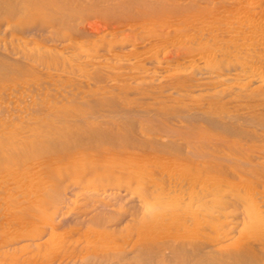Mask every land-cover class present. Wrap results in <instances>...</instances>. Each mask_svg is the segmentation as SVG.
<instances>
[{
    "label": "bare ground",
    "instance_id": "1",
    "mask_svg": "<svg viewBox=\"0 0 264 264\" xmlns=\"http://www.w3.org/2000/svg\"><path fill=\"white\" fill-rule=\"evenodd\" d=\"M25 1L26 0H0V12L9 9L8 11L6 10L7 12L5 11L8 15L6 16L12 19L16 18V21L14 23L15 25L17 21L19 23H22L20 21H23L24 19L26 21V19H28L30 15L32 16L33 14H35L36 16V13L31 14L30 11V15L28 14V18H25V16H21L24 14L20 15L22 9L28 8V5L30 4L26 3V5ZM128 3H131V1ZM12 4L13 6L11 8L10 6L7 8L8 5ZM116 4H114V6ZM125 5L126 4L124 3V5L122 6ZM113 7H110V9L112 8L113 10ZM34 9L35 8L33 7V10ZM115 9L117 8L115 7ZM118 10L120 11V9ZM130 10V12L134 13L132 9ZM146 12L143 13L146 14ZM107 14L105 15L107 16ZM118 14L116 13L115 17H117ZM17 15L20 16L17 18ZM121 15L119 16L121 17ZM31 16L28 19L29 21L31 19ZM66 16L67 15L63 17ZM127 16L129 18V15H125V17ZM135 16L136 12L134 16L132 15L130 17L131 20L128 21V23H121L124 27L120 30V32L126 31L127 36L129 37L127 38V40L131 42L129 44V48L132 51H138L146 46L144 43V45L141 43L138 44L137 41L141 40L142 42V39H150L151 35L153 37V34L150 33V29L148 31L146 28H143L141 24L136 21L137 18L135 19ZM48 17H46V20L48 19ZM111 17L109 16V19H115L114 16L113 18ZM53 18L55 19V17ZM43 19L45 20V17ZM59 19H57V24H54L58 26V30L56 31H53L54 29L51 30L53 26L49 23L52 27H47L50 28V30L48 29L47 31L48 35H59L60 31L66 28L68 29L69 27L71 28V24L74 23H71V19L73 18L70 17L69 19L68 17H66V19ZM244 19L245 23L241 22L242 24H240V26H242L240 27L242 30L238 32L239 35L237 36V38H235L234 36L235 39H233L231 36L232 40L229 37L228 40L226 39L227 41H225V36L224 38L219 36L218 39L214 40V42L212 41L213 45L210 47V50L205 52L203 51L201 53H198L197 55L194 54L195 56L189 58L184 57L187 56L188 52L186 54L184 53L183 56L184 51L179 49L182 51L179 52L182 54V56H180L183 57V60L186 59L185 63L187 64V66L189 63H191L192 66H196H194V68H197V72H193H196L195 77H198L197 80L199 81V84H197V86H202L203 89H205L204 92L202 91L201 96L203 98H210L208 99L210 102L209 104L216 107V109L222 112H228V109H224L222 107L223 105L219 104L220 102L218 99H226L230 97H234L237 99L244 98L245 101L241 103V106H246L250 112L249 120H251V126L247 128L236 127L237 129L227 130L226 134L221 133V135H218L217 133H212V136L210 137L204 136V138L202 139L203 141L201 140L203 142V146L196 153L200 157V162L198 164L199 167L196 170L192 168L190 169V167H188L191 159L185 158L182 162L179 163L180 165L178 166V168L173 170L174 174L167 177V172L165 171H167V164L169 163L164 162L167 160H164V158L162 159L161 157L156 156L154 153L150 152V148H148L149 150L147 149L148 151H146L145 149L143 150L142 148L143 144H145V141L141 140V137L137 138L136 134L134 136H130L126 135L125 133H119L113 136V134L111 133L112 136H107L105 130H99L100 128H98L97 130L88 129V131H85V129L83 131L81 129V131H79L76 128L73 129L72 127V129H67L66 131L63 130L64 132L62 134L56 136V133L53 130L44 128L42 127V125L31 126L27 124L26 126L25 122L23 124L33 133L31 136L25 138V134L20 132L21 129L19 127L18 128L20 130L16 129L19 130V133H17V131L16 133L13 132L14 134H12L14 125L11 121L13 120H5V124L1 126L2 128H0V209L5 213L4 214L2 212L4 215L14 216L13 221H11V224L14 227H18L19 225H21L19 224L20 221L22 223H25L24 225H26L28 222L47 219L44 220V225H41V227L38 228H34L35 233L30 237V240H32L33 242L35 241L34 243L31 241L32 243H30L34 244L35 247H37V252L41 255V259L43 261L42 264H61L63 258H65L67 254L70 255L67 258L69 262L73 258L77 259L85 252L84 251L82 253L83 249L79 248H74L73 250H69L67 247L65 248L66 238H64L63 236V238H60V240L57 241L56 237L58 235L55 236L56 232L54 228H48V219L49 221L50 219L52 221V219L54 218L53 216L59 211L61 204L63 203V201H65V198H67V191L65 195L63 194L65 190L64 187L72 188L71 192L74 196L73 199L75 202L79 203V206L83 211V218L81 220L84 221L86 219L87 222L89 221V223H87L88 225L83 238L85 239L86 244L88 243L93 245L94 254L91 255V257L94 258V260H98V262H93L94 260H91V262H93L91 264H116L117 261L118 263H120V261L122 260L126 261L127 257L130 258L128 254L131 252L137 253L140 256L145 255L147 264H159L158 262L162 261V259L165 258V255H162V251L165 249H168L173 255L187 258L186 261L188 262V264H212L211 262L217 259L216 257H218L219 259L217 252L218 248L216 247L219 244H222L225 240L231 238L229 232H224L223 234L221 233L222 235H218L217 237H215L214 235V230L218 227V223L221 221L220 219L222 218V216H224L223 213L220 212V210H225L227 206L229 207L230 205L234 209V222L232 228L233 231H236L237 233V238L233 242L236 244V246H238L237 254L245 255V257L247 255L249 257L248 259L250 260V264H264V0H247V12L246 18L244 17ZM11 20H9V22H11ZM5 25L8 24L5 23ZM145 26L147 25L145 24ZM15 27H17V25ZM153 30L154 29H152V31ZM154 33L156 34L155 31ZM155 34L154 36H156ZM130 38H132V40ZM191 39H189L188 42L186 41V44H183L181 42V44L185 45V47L182 45V47L179 48L184 47L185 52L186 50L189 52L193 51L196 47V43L198 42L195 39ZM5 49L8 50V48H4V51H6ZM23 50L25 51V49ZM26 50H29V48H27ZM34 50L30 51L28 55L30 54L29 56L34 58L35 61L40 60L42 59L41 57L45 56L41 53H38L37 50ZM46 52L48 51L46 50L45 53ZM8 53H10V51H8ZM23 53L25 54L26 52ZM28 55L26 53V56ZM4 56L7 55L5 54ZM4 60L7 61V59ZM142 61L138 62V68L141 67L140 64ZM14 62L16 61L14 60ZM18 62L16 63L19 64ZM43 62L44 61H42V63ZM21 63L22 65H13L9 64V62L1 63L0 60V74L5 72L6 74L11 73L13 75L20 74L22 71L26 70L23 62ZM131 65L134 64L130 63L129 68ZM49 66H51V63L49 64ZM51 67H54V65H52ZM57 68L59 67L57 66ZM77 68L75 67L73 70L75 74V70ZM135 68H137V65L135 66ZM78 69H80V67ZM101 69L100 71L102 72ZM142 69L144 70L143 66ZM67 70L68 69H66V71ZM68 71L70 72V70ZM78 72L80 71L78 70ZM190 75L191 77L194 76V74ZM5 80H7V78ZM180 80L179 82L184 79H182L181 81ZM176 81H178V79ZM23 84L24 86H26L25 83ZM33 84L31 85V87L33 86L38 88L37 79L33 80ZM84 84L87 83L85 82ZM10 85H12V83L9 84V86ZM177 85H179V83ZM181 85L182 84H180V86ZM9 86L7 89H10ZM3 87L4 86H0V90H4ZM182 90L179 91L182 92ZM17 92H19L18 89ZM189 92H191V90ZM33 99L34 97L32 98V100ZM36 99L42 100L43 98L38 97ZM203 102L204 104H206L205 100ZM229 105H231L230 102L228 106ZM205 106L204 108H207V105ZM214 107H212V109ZM229 112H232L233 114V112L236 111L229 110ZM235 114L237 115V113ZM233 115L230 116L235 118L236 116ZM240 116L241 115H237V118H242ZM245 119L248 120L247 117ZM15 123V125L17 126V124H19L20 122ZM219 123L222 128L226 126L225 121H219ZM22 129L25 130L24 127ZM257 129L260 131L257 132ZM127 134L131 133L127 132ZM207 140H210L211 143H209ZM166 143L168 144V142ZM62 144H66V147L59 148V145ZM171 144L167 146L170 147ZM141 145L142 148H140ZM57 146H59V149L57 148ZM173 146L175 145H172V147ZM178 147L180 148V146ZM175 148V150H179V148L177 149L176 146ZM170 164H172V162H170ZM171 168L173 167H170L169 170ZM28 169H32V171L29 172ZM186 186L191 189V191L187 192L186 194L187 199H185L184 197L186 193L184 187ZM149 193H154V196H149ZM112 197H125L132 201L131 206L126 207L124 214L119 218L105 217V212L107 213L108 211H111L109 209L110 207L108 208V211L104 208L106 210L104 214L101 212L102 210H99L100 205H102L101 203L104 201V199ZM114 200L116 201V199ZM188 205H190L189 211L193 210V208L191 209L193 205H196V211H193V213H191L189 216L184 215L179 217L176 215L173 218L171 217L172 219L169 227H167V217L164 221L161 219L162 221L158 225H153L152 222L149 221V218H151V215L154 216L153 212H155L157 209H166L167 206L169 208L181 209L183 207H188ZM89 207H91V209L96 208L99 211L96 213L89 212ZM217 211L219 213L215 214V212ZM201 214H205L208 217V221L206 223L200 220L203 219L201 218ZM1 221H3V219ZM123 221H126V226L120 228V224ZM50 226H52V224ZM109 226H111L112 228H108ZM219 226H221L222 228L224 227L223 224ZM123 231L124 234H119L120 237L115 236L119 232ZM113 235L115 236V238H112ZM154 237L158 238L159 242L158 240H156L158 243L154 242ZM123 242H126L127 245L132 246V250H129L127 248L130 252L123 248ZM55 243L58 244L57 246H59L60 249H62V254L60 257H58L57 254V256H55L54 253L52 254V252L50 253V251L49 253H47V247ZM42 246H47L45 248L47 249L46 252L44 248V252H41L40 248H42ZM37 249H35V251ZM85 249L91 252V250H89L91 248L87 249L85 246ZM12 253L13 252H11V254ZM90 254H92V252ZM3 255L2 258L4 257ZM229 255H231V253ZM134 258L136 257L134 256ZM19 261H15L17 262L16 264H20L21 261L20 263Z\"/></svg>",
    "mask_w": 264,
    "mask_h": 264
},
{
    "label": "rangeland",
    "instance_id": "2",
    "mask_svg": "<svg viewBox=\"0 0 264 264\" xmlns=\"http://www.w3.org/2000/svg\"><path fill=\"white\" fill-rule=\"evenodd\" d=\"M130 1L131 3H128ZM137 1L139 0H136V2L135 0H133V2L132 0H26L25 4H30L28 5V8H23L25 10L22 9L20 15L24 14L21 16H25V18H28L31 12V14L36 13V16L35 14H33L32 16L30 15V21L28 20L30 16L28 19H26V21L25 19L23 21H20L22 23H19L17 21V27H15L16 25L14 24L16 18L12 19L7 17L8 15L6 12L9 9H6L7 11L4 10L0 12V58L2 57L0 59L1 63L9 62V64L14 65L19 61V64L16 63L15 65H22L21 62H23L24 66L26 67V70L22 71L18 75H13L11 73L6 74V72L0 74V86H4V90H0V124H2L0 125V128H2L1 126L5 124V120H13L11 121L14 125H12L14 127L12 129V134H14L13 132L16 133L17 131V133H19V130L21 129L20 132L25 134V138L33 134L32 131L27 129V124L31 126L42 125V127L44 128L53 130L56 133V136L62 134L67 129H72V127L73 129L76 128L79 131H81V129L83 131L84 129L85 131H88V129L97 130L98 128H100L99 130H105L107 136H112V134L114 136L119 133H125L126 135L130 136H134L136 134L137 138L141 137L140 139L145 141V144H143V148L142 145L140 146V148H142L143 150L145 149L146 151H148V148H150V152L154 153L156 156L161 157L162 159L164 158V160H167H163L165 163L170 164V162H172L170 166L169 164H167L168 168L167 171H165L167 172V177H169V175L171 176L172 174H174L173 170L178 168V166L180 165L179 163L182 162L185 158L191 159L188 164V167H190V169L192 168L196 170L199 167L198 164L200 162V157L196 153L203 146L202 139L204 138V136L210 137L212 136V133H217L218 135H221V133L226 134L227 130L230 129L233 130L251 126V120H249L250 112L246 106H241V103L245 101L244 98L237 99L234 97H230L226 99H218L220 102L218 103L222 104V107L224 109H228V112H222L216 109V107L209 104L210 102L208 99L210 98H203L201 96L202 91L204 92L205 89H203L202 86H197V84H199V81L197 80L198 77H195L197 68H194L195 65L192 66L191 63H189L187 66V64L185 63L186 59L183 60V57H181L182 54L179 53L184 51V56V53L186 54L188 52L187 56L184 57L189 58L203 51L205 52L210 50V47L213 45L214 40L218 39L219 36L223 38L225 36V41H227L229 37L231 39V36L233 39L237 38V36L239 35L238 32L242 30L240 28L242 27L240 26V24L245 23L244 17L246 18L247 0ZM142 1L146 3H143ZM124 3L126 4V7L122 6L124 5ZM13 4L8 5L7 8L9 6L11 8ZM114 4L116 5L114 6ZM33 7L35 8L34 10ZM110 7H113V10L112 8L110 9ZM115 7L117 9H115ZM118 9H120V11ZM130 9H132L134 13L130 12ZM111 12L115 14L113 15ZM135 12V19L137 18L136 21L139 22L141 26L143 28H146L148 31L150 29V33L153 34V37L151 35V37L149 36L150 39L145 38L147 41L145 39H142V42L139 39V41L136 40L138 44L144 43L146 46L138 51L133 50V53V51L129 48V44L131 42L127 40V38L129 37L127 36L126 31L120 32V30L124 27L122 24L126 22L128 23V21L131 20L130 17L132 15L134 16ZM143 12H146V14ZM116 13H119L117 15L118 18L115 17ZM105 14H107L108 17ZM20 15H17L16 17L18 18ZM65 15H67L66 17H68V19L69 17L73 18L71 19V23H74L71 24V28L69 27L70 29L66 28L60 31L59 35H52L55 38L54 39L52 36L48 35L47 31L48 29L50 30V28L47 27L53 26L51 30H58V26L54 24H57V19L59 18L66 19V17H63ZM119 15H121V17ZM125 15H129V18L128 16L125 17ZM48 16L52 18L55 17V19L49 18ZM109 16H112L111 18H113L114 16L115 19H109ZM38 17L41 18L39 19ZM44 17L45 20L43 19ZM46 17H48L47 20ZM11 19L13 20V22ZM9 20H11V22H9ZM5 23L8 25H5ZM145 24L147 26H145ZM150 27L154 30L152 31ZM154 31L156 32V34L154 33ZM154 34L156 36H154ZM191 38L197 40L198 43H196V47L193 51L189 52L186 50L185 52V45L183 44H186ZM130 39L132 40V38ZM181 42L183 44H181ZM182 45L184 47L179 48L182 47ZM4 48H8V50L5 49L6 51H4ZM27 48H29V50H26ZM23 49H25V51ZM179 49H181L182 51ZM33 50H37L38 53L45 55L41 57L42 59L36 60L37 63L34 58L29 56L30 54L28 55V53ZM44 50H47L48 52L45 53ZM8 51H10V53H8ZM23 52H26L28 56H26V53L24 54ZM5 54L8 57L4 56ZM142 58H144L146 61ZM4 59H7V61ZM139 59L140 61L143 60L140 64V68H138V62H140ZM14 60L16 62H14ZM42 61L44 62L42 63ZM49 62L51 63V66L54 65L55 68L49 66ZM130 63H133L134 65H131L129 68ZM46 65L48 66V68ZM136 65L137 68H135ZM57 66L59 68H57ZM70 66L71 68H73L71 69ZM78 66L80 67V69H78ZM142 66L144 70L142 69ZM75 67H78L75 70L76 74L73 71ZM65 68L70 70L71 73L68 70L66 71ZM100 69L102 70V72L100 71ZM78 70L80 72H78ZM190 74H194V76L192 75L193 77H191ZM190 77L193 80H191ZM6 78L7 80H5ZM179 78L181 80H184L181 81ZM34 79L38 80V88L33 87ZM177 79L178 81H176ZM179 80L184 83L179 82ZM42 81L44 82V84ZM16 82L19 83L17 84ZM85 82L87 84H84ZM11 83L12 85L9 86V84ZM23 83H25L26 86H24ZM178 83L179 85H177ZM32 84L33 86L31 87ZM180 84L182 85L180 86ZM7 85L9 86L11 91L10 89H7ZM177 88H181L179 90L183 89L182 92H180ZM17 89L19 92H17ZM190 90L192 93L189 92ZM33 97L34 99L32 100ZM35 97L43 99L37 100ZM204 100L206 101V104H204ZM229 102L231 103V105L228 106ZM205 105H207V108H204ZM212 107H214L215 109H212ZM229 110L236 112H233V115L232 112H229ZM235 113H237V115H241L240 117L242 118H237V115ZM229 114L236 117L234 118ZM245 116L248 120L245 119ZM219 121H225L226 126L222 128L219 125ZM15 122L20 123L16 126ZM23 123H25L26 126ZM21 124L22 128L24 127L25 130L21 128ZM22 131H24L25 133ZM259 131L260 130L257 129V132ZM127 132L131 134H127ZM210 140L207 141L211 143ZM166 142H168V144ZM169 144H171V148L167 146ZM172 145H175L177 149L179 148L178 146H180L179 150H175V146L172 147ZM59 146H57V148H64L66 147V144H62ZM170 167H173L171 168L172 170L170 169L172 173L169 170ZM28 170L29 172L32 171V169ZM186 187H184L186 192L184 196L185 199H187V192L191 191L190 188ZM64 189L65 190L63 194L65 195L67 191V198H65V201H63L64 204H61L59 211L53 216L54 218L52 219V221L51 219L50 221L48 219V228H54L56 232L55 236L58 235L56 237L57 241L60 240V238H63V236L64 238H66L65 248L67 247L69 250L79 248L83 249L82 253L84 251L85 252L83 253V255H80L81 258L80 256L77 259L73 258V262L72 260L68 262L67 258L70 255L67 254V256L63 258L61 264H91L93 262H98V260H94V258L91 257V255L94 254L93 245L88 243L86 244V241L83 238L88 225L87 223H89V221L87 222L86 219H83L84 221L81 220L83 218V211L82 208H80L79 203L75 202L73 199L74 196L71 192L72 188L64 187ZM150 195L154 196V193H149V196ZM114 199H116V201ZM131 203L132 201L125 197L105 198L101 203L102 205H100L99 210H102L101 212L104 214L106 210L108 211L110 209L111 211H108L107 213L105 212V217L119 218L124 214L126 207L131 206ZM231 207L232 206L230 205L229 207L227 206L225 210H220V212L223 213L224 216H222V218L220 219L221 223L219 222L218 224H223L224 227L222 228L218 225L219 228L217 227L214 230L215 237H217L218 235L221 236L224 232H229L231 238L225 240L222 244H219L216 247L218 248L217 252L219 259L218 257H216L217 259L212 261V264H214L215 262V264H250V260L248 259L249 257L247 255L245 257V255L237 254L238 246L233 243L237 238V233L236 231H233L232 228L234 222V209L233 207ZM192 208L193 210L189 211L190 205H188V207H183L181 209L169 208L168 206L166 208L167 210L165 208L157 209L155 212H153L154 216L151 215L149 221L152 222L153 225H158L167 217V227H169L171 219L174 216H189L191 213H193V211H196L197 206L193 205L191 209ZM99 210H97L96 208L91 209V207L88 208V211L92 213H96ZM2 212L3 211L0 209V219H3L4 221L3 223V221L0 220V223L2 222V225L0 224V264H16L17 262L15 261L19 260L22 264H42L43 261L41 259V255L37 252V247H35L34 244H31L33 241L30 240V237L35 233L34 228H38L41 227V225H44V220L47 219L28 222V225H24L25 223H22L20 221L19 224L21 225H19L18 227H14L11 224L14 216L4 215L5 213L3 212V214ZM218 213V211L215 212V214ZM201 218L203 219L200 220H202V222L204 223L208 221V217L205 214H201ZM125 222L126 221H123L120 224V228L126 226ZM51 224L52 226H50ZM108 228L112 227L109 226ZM121 233L124 234V231L119 232L118 234L116 233L117 235H114L116 237H120V235H122ZM114 235L112 236V238H115ZM156 240H158V238L154 237V242L158 243L159 240L158 242ZM10 241H12L13 243ZM57 245L58 244L55 243L53 245H49L48 247L42 246V248L40 249L41 252H44V249L47 247L48 250L45 249V252L47 250V253H49L50 251V253L52 252V254L54 253L55 256L58 255V257H60L62 254V249H60ZM85 246L87 249L91 248L89 250H91L92 254H90V251L85 249ZM123 248L125 250H132V246L127 245L126 242H123ZM35 249L37 250L35 251ZM11 252H13L14 254H11ZM162 253V255H165L164 257L167 260L163 258L162 261L158 262L159 264H188V262L186 261L187 258L173 255L168 249L163 250ZM230 253L231 255H229ZM2 255L4 256L3 258ZM128 256H130V258L127 257L126 260L128 263L125 260H122L123 262L120 261V263H118L117 261L116 264H147L145 255L140 256L137 253L131 252L128 254ZM134 256L136 258H134ZM245 259L247 260V262H249L247 263ZM91 260L94 261L91 262Z\"/></svg>",
    "mask_w": 264,
    "mask_h": 264
}]
</instances>
